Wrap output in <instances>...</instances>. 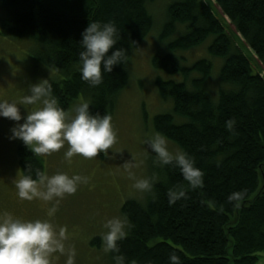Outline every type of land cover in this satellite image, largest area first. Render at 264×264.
Instances as JSON below:
<instances>
[{
  "label": "trees",
  "instance_id": "1",
  "mask_svg": "<svg viewBox=\"0 0 264 264\" xmlns=\"http://www.w3.org/2000/svg\"><path fill=\"white\" fill-rule=\"evenodd\" d=\"M158 1V43L166 48L151 57V66L159 73L155 88L172 108L157 114L153 127L194 160L203 187L192 189L175 163L160 165L146 200L123 203L121 216L130 227L109 257L113 264L118 255L124 264H173L174 253L179 264H257L264 252V0H0V35L27 40L36 60L56 70L49 83L64 110L83 96L90 114L112 116L129 85L134 50L155 27L151 6ZM93 21L114 22L118 30L108 55L125 51V62L104 72L98 86L81 78L79 59L82 33ZM203 45L223 60L218 76L208 56H185ZM229 120L235 122L231 131ZM16 155L23 175L37 179V170L44 172L41 158L23 142ZM180 187L186 197L170 204L169 190ZM245 189L243 200L228 201Z\"/></svg>",
  "mask_w": 264,
  "mask_h": 264
},
{
  "label": "rangeland",
  "instance_id": "2",
  "mask_svg": "<svg viewBox=\"0 0 264 264\" xmlns=\"http://www.w3.org/2000/svg\"><path fill=\"white\" fill-rule=\"evenodd\" d=\"M161 1L151 6L154 8L155 27L143 43L134 50L129 62L130 82L118 97L117 105L112 114L113 128L117 133V142L109 150V157L103 153L95 159L88 160L82 156H74L71 163L65 159L67 145L57 153L40 157L44 164V172L48 176L58 172L67 173L70 177L80 175L86 177L88 183L78 185L74 195H66L56 205L57 211L52 217L48 210L55 204L39 199L22 201L18 197V190L14 181L23 176L18 164L16 149L20 139H11V129L17 124H23L28 111L40 105H18L22 119L17 122L0 116V216L4 212L21 220H50L56 231L60 227L67 228L68 239L65 247L75 248V264H113L109 252L100 246L93 245L95 238H100L108 231L105 223L113 218H122L121 207L128 199L145 201L149 191H139L133 187L136 180H156L160 164L157 157L146 141L154 134V117L170 111L171 103L162 99L155 88L154 81L159 73L151 66V57L157 52L165 51V45L158 43L163 15L160 13ZM170 1L167 3L169 4ZM163 6V5H162ZM216 15L224 22L228 30L234 34L235 30L229 26V21L223 17L215 7ZM156 11V12H155ZM3 12H0V16ZM236 37V36H235ZM208 40V44L211 42ZM240 43L241 40L237 39ZM207 45V43H205ZM206 45L185 53L189 61L200 57H207L213 62V75H219L223 60L213 58L206 51ZM36 48L27 40H13L0 35V102H16L30 94V86L42 80L51 82L56 76V70L33 56ZM253 65L260 70L255 57H251ZM264 75V70L262 71ZM216 85V84H215ZM86 102L83 96L75 100L70 109ZM75 113L73 112V115ZM168 150L175 154L180 150L168 141ZM130 161L136 167L131 169L135 179L129 178L123 164ZM263 180H260V189ZM259 193V191H258ZM257 193V194H258ZM252 196L250 201L254 199ZM238 212L231 217L230 224H234ZM102 240V239H101ZM67 255L59 252L52 256V264H66ZM257 264H264V252L260 254Z\"/></svg>",
  "mask_w": 264,
  "mask_h": 264
},
{
  "label": "clouds",
  "instance_id": "3",
  "mask_svg": "<svg viewBox=\"0 0 264 264\" xmlns=\"http://www.w3.org/2000/svg\"><path fill=\"white\" fill-rule=\"evenodd\" d=\"M117 31L114 22L101 25L100 22L93 21L82 33L80 44L83 50L79 53L81 78L90 86L100 85L104 72L110 73L114 65L125 62L123 49H117L108 55L110 49L117 44ZM29 91L30 94L24 96L19 104L0 102V116L17 122L22 119L18 105H40L28 111L23 124H17L11 129V139L22 140L35 156L40 157L57 153L67 145L65 159L69 163L74 156L92 160L103 153L105 157H109V150H112L117 142L111 115L90 114L88 102H81L74 109L64 110L53 95L52 85L48 80L31 85ZM234 123L233 120L226 122L229 131L233 129ZM146 143L156 154L157 162L161 166L175 163L192 189L203 187L204 173L195 167L194 160L186 152H170L166 137L158 132ZM123 167L129 178L135 179L131 169L136 165L127 161ZM36 176L37 179L30 175L16 179L14 183L17 194L22 201L39 199L48 203L55 200V204L48 210L49 217L57 211L59 200L66 195H74L79 184L88 183L86 177H70L62 172L48 176L45 172L37 170ZM133 187L142 192H150L153 185L149 179H139ZM246 192V189L234 192L228 196V201L239 202L244 199ZM168 196L171 204L185 198L186 192L183 187L170 189ZM104 227L108 231L101 237L103 251L119 252L117 242L126 237L125 228L130 227L127 219H110ZM67 239V228L60 227L57 232L50 220H21L4 212L0 216V264H52V256L57 252L67 255L66 264H75V248L66 249L64 242ZM114 259L116 264H124L125 258L122 255L115 256ZM170 260L173 264H179V258L174 253ZM132 264L136 262L133 261Z\"/></svg>",
  "mask_w": 264,
  "mask_h": 264
}]
</instances>
